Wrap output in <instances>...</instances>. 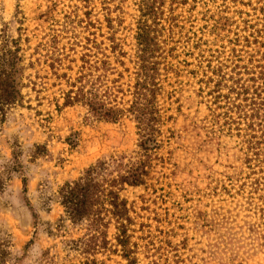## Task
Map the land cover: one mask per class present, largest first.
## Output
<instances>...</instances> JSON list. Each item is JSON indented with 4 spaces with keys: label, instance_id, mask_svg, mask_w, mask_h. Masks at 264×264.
<instances>
[{
    "label": "rangeland",
    "instance_id": "rangeland-1",
    "mask_svg": "<svg viewBox=\"0 0 264 264\" xmlns=\"http://www.w3.org/2000/svg\"><path fill=\"white\" fill-rule=\"evenodd\" d=\"M163 1L162 125L145 153L131 116L61 108L55 76L106 56L117 85L132 86L138 0H0V46L23 69L22 99L0 124V264H264V0ZM119 157L147 171L120 193L129 259L113 223L94 241L60 202L65 184Z\"/></svg>",
    "mask_w": 264,
    "mask_h": 264
},
{
    "label": "trees",
    "instance_id": "trees-1",
    "mask_svg": "<svg viewBox=\"0 0 264 264\" xmlns=\"http://www.w3.org/2000/svg\"><path fill=\"white\" fill-rule=\"evenodd\" d=\"M163 5V0H138L140 16L136 21V67L134 82L132 86L127 85V90L122 85H117L123 75L111 67L106 56L93 65L82 58L84 66L80 67L79 75L74 79L68 78L66 74L55 73L58 80H65L68 88L61 92V108L81 105L93 119L109 123L131 116L136 122L141 140L140 148L145 153L157 148L156 137L160 135L159 128L162 125L161 111L157 105V97L162 88L158 83L156 60L159 57L157 27L163 14ZM119 56L123 57L124 53H119ZM117 62L124 66L122 62ZM20 64L18 49L0 46V124L5 118L6 110L22 99L19 78L23 69ZM58 65H61L60 60ZM113 73L117 78L109 81L108 76ZM221 79L224 80L219 75L216 85L221 84ZM245 93L246 90L242 92L243 95ZM127 96L130 97L129 100L124 99ZM218 97L219 95L215 98ZM256 114L257 112L252 113L251 116ZM146 144L149 145L146 147ZM124 160L125 157L111 158L109 163L99 162L88 168L78 181L62 187L60 202L66 217L73 223L88 222L94 241L105 239L106 231L113 223L118 233L116 241L122 246L123 257L129 259L133 254L126 243L127 231L131 225L130 209L120 193L125 187L145 186L147 171L143 161L124 163Z\"/></svg>",
    "mask_w": 264,
    "mask_h": 264
}]
</instances>
